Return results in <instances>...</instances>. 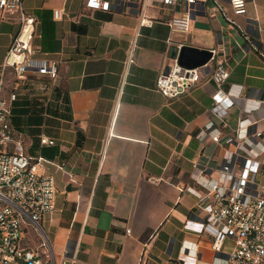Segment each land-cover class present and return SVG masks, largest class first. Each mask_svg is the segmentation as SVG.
Segmentation results:
<instances>
[{
    "label": "crops",
    "instance_id": "obj_1",
    "mask_svg": "<svg viewBox=\"0 0 264 264\" xmlns=\"http://www.w3.org/2000/svg\"><path fill=\"white\" fill-rule=\"evenodd\" d=\"M112 1L120 4L94 11L85 0H24L38 21L39 57L59 62L57 80L36 76L11 103L26 154L49 159L47 172L56 179V211L42 224L52 251L74 264H224L211 248L214 228L198 215L193 176L197 165L217 178L235 147L200 141L198 134L211 120L234 132L245 118L256 123L252 130L264 131V0H247L244 15L234 13L230 0H200L188 31L168 23L184 4L151 7L154 24L140 26L135 4ZM57 8L69 17L56 20ZM19 28L14 15L0 10V77ZM184 47L217 55L198 66L197 85L168 98L156 81ZM219 61L230 69L223 87H242L225 123L211 111ZM3 82L9 99L12 69ZM42 135L56 144L43 145ZM40 242L29 228L27 244Z\"/></svg>",
    "mask_w": 264,
    "mask_h": 264
},
{
    "label": "built area",
    "instance_id": "obj_2",
    "mask_svg": "<svg viewBox=\"0 0 264 264\" xmlns=\"http://www.w3.org/2000/svg\"><path fill=\"white\" fill-rule=\"evenodd\" d=\"M128 1L136 4L140 26L154 24L149 8L184 4L181 15L168 23L173 30L188 31L200 0ZM230 3L235 14H246L247 0H230ZM119 4L120 1L85 0V7L94 11H110ZM0 10L14 15L20 22L2 63L0 77V264H74L66 254L57 260L42 225L45 216L56 211V179L47 172L51 161L44 156H28L12 125L11 103L21 90L26 92L28 86L34 85L36 76L57 80L59 62L39 57L42 51L34 45L38 21L26 12L24 0H0ZM53 15L56 20L69 17L64 8L55 9ZM133 52L134 49L129 62L133 61ZM215 55L216 49L212 50V59ZM7 69H12L15 75V88L9 99L2 95ZM201 77L199 67H184L175 59L169 71L158 77L156 89L168 98H175L197 85ZM229 77L228 65L217 62L212 79L218 89L212 95L211 111L221 123L226 122L242 92L240 85L223 87ZM246 112L252 110L246 108ZM255 124L248 118L241 119L234 132L225 133L211 120L198 134L200 141L210 138L220 146L235 147L220 164L217 178H207L205 170L197 165L193 176L200 187L192 190L198 198V215L214 228L211 248L224 264H264V131L252 130ZM41 143L55 145L56 141L42 135ZM29 228L41 238L39 247L27 244Z\"/></svg>",
    "mask_w": 264,
    "mask_h": 264
},
{
    "label": "water",
    "instance_id": "obj_3",
    "mask_svg": "<svg viewBox=\"0 0 264 264\" xmlns=\"http://www.w3.org/2000/svg\"><path fill=\"white\" fill-rule=\"evenodd\" d=\"M211 57H212L211 51L198 50L195 48L184 47L181 51L178 62L182 66L195 68V67L206 64L210 60Z\"/></svg>",
    "mask_w": 264,
    "mask_h": 264
},
{
    "label": "rangeland",
    "instance_id": "obj_4",
    "mask_svg": "<svg viewBox=\"0 0 264 264\" xmlns=\"http://www.w3.org/2000/svg\"><path fill=\"white\" fill-rule=\"evenodd\" d=\"M49 82H52V81H50V80H48Z\"/></svg>",
    "mask_w": 264,
    "mask_h": 264
}]
</instances>
